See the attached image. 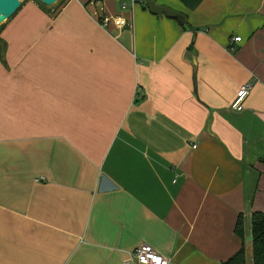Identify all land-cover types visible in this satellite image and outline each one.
Returning a JSON list of instances; mask_svg holds the SVG:
<instances>
[{
  "label": "crops",
  "instance_id": "1",
  "mask_svg": "<svg viewBox=\"0 0 264 264\" xmlns=\"http://www.w3.org/2000/svg\"><path fill=\"white\" fill-rule=\"evenodd\" d=\"M123 1L0 21V264H221L264 214V0Z\"/></svg>",
  "mask_w": 264,
  "mask_h": 264
},
{
  "label": "built area",
  "instance_id": "2",
  "mask_svg": "<svg viewBox=\"0 0 264 264\" xmlns=\"http://www.w3.org/2000/svg\"><path fill=\"white\" fill-rule=\"evenodd\" d=\"M100 2L103 0H99ZM137 0H127L121 3L122 7L125 8L130 6L131 8L137 3ZM109 21L108 18L104 17L101 21L102 25H106ZM113 22L116 27L123 28L125 26V19L121 16L115 17ZM241 41L240 37L232 38V42L238 43ZM229 51L233 52L234 47L230 46ZM251 90V84L245 83L242 85L236 92L235 97L231 103V108L235 111L242 110L243 101L248 96ZM195 148V146H193ZM122 264H169L168 260L157 253L152 247L149 245L142 244L137 249H135L132 253H129L128 257L122 262Z\"/></svg>",
  "mask_w": 264,
  "mask_h": 264
},
{
  "label": "trees",
  "instance_id": "3",
  "mask_svg": "<svg viewBox=\"0 0 264 264\" xmlns=\"http://www.w3.org/2000/svg\"><path fill=\"white\" fill-rule=\"evenodd\" d=\"M185 29L189 28L184 27ZM264 160V159H263ZM235 234L241 239V248L228 260L221 264H247L246 245L244 243V229L239 216L235 225ZM250 251L251 264H264V214L253 213L250 219Z\"/></svg>",
  "mask_w": 264,
  "mask_h": 264
},
{
  "label": "water",
  "instance_id": "4",
  "mask_svg": "<svg viewBox=\"0 0 264 264\" xmlns=\"http://www.w3.org/2000/svg\"><path fill=\"white\" fill-rule=\"evenodd\" d=\"M40 3L48 7L57 6L59 0H38ZM21 0H0V21L1 23L9 19L20 7ZM145 7L154 15H164L167 18L176 19L182 26H186L184 16L176 13L166 7L157 6L153 0H144ZM190 57V56H189Z\"/></svg>",
  "mask_w": 264,
  "mask_h": 264
},
{
  "label": "rangeland",
  "instance_id": "5",
  "mask_svg": "<svg viewBox=\"0 0 264 264\" xmlns=\"http://www.w3.org/2000/svg\"><path fill=\"white\" fill-rule=\"evenodd\" d=\"M244 235H245V243H246V262L247 264H251V251H250V240L251 239L249 238L250 235L247 230H245Z\"/></svg>",
  "mask_w": 264,
  "mask_h": 264
}]
</instances>
